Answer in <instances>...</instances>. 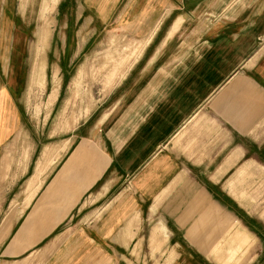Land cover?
<instances>
[{"label": "crops", "instance_id": "obj_1", "mask_svg": "<svg viewBox=\"0 0 264 264\" xmlns=\"http://www.w3.org/2000/svg\"><path fill=\"white\" fill-rule=\"evenodd\" d=\"M68 3L86 22L78 34L87 23L88 40L124 30L142 50L52 179L26 208L22 199L0 235V263L43 253V264H123L153 253L167 264H264V196L251 189L264 168V0ZM22 70L4 54L0 150L23 120Z\"/></svg>", "mask_w": 264, "mask_h": 264}, {"label": "rangeland", "instance_id": "obj_2", "mask_svg": "<svg viewBox=\"0 0 264 264\" xmlns=\"http://www.w3.org/2000/svg\"><path fill=\"white\" fill-rule=\"evenodd\" d=\"M68 2L0 0V61L4 54L9 59L18 55L23 67L19 97L23 120L0 150V161L3 155L6 160L3 171L9 168L0 183V217L7 214L0 235L21 209L22 199L26 208L37 195L48 172L67 151L70 138L105 108L104 97L123 80L142 50L124 30L108 28L88 40L93 23H87L88 29L78 34L86 22L81 18L75 23V4L67 12ZM65 20L70 22L67 29ZM55 172H50L47 182ZM258 172L251 189L257 184L264 196V168ZM57 192L62 197V191ZM44 256L34 253L11 264H43ZM127 258L123 264H167L159 263L160 256L153 253Z\"/></svg>", "mask_w": 264, "mask_h": 264}, {"label": "built area", "instance_id": "obj_3", "mask_svg": "<svg viewBox=\"0 0 264 264\" xmlns=\"http://www.w3.org/2000/svg\"><path fill=\"white\" fill-rule=\"evenodd\" d=\"M259 42L261 43V42H262V40H259Z\"/></svg>", "mask_w": 264, "mask_h": 264}, {"label": "bare ground", "instance_id": "obj_4", "mask_svg": "<svg viewBox=\"0 0 264 264\" xmlns=\"http://www.w3.org/2000/svg\"><path fill=\"white\" fill-rule=\"evenodd\" d=\"M34 68V67H33Z\"/></svg>", "mask_w": 264, "mask_h": 264}]
</instances>
